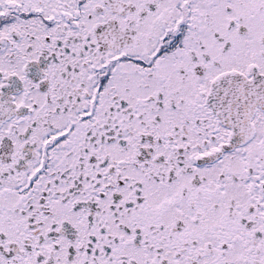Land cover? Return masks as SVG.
Here are the masks:
<instances>
[{"label": "snow or ice", "instance_id": "snow-or-ice-1", "mask_svg": "<svg viewBox=\"0 0 264 264\" xmlns=\"http://www.w3.org/2000/svg\"><path fill=\"white\" fill-rule=\"evenodd\" d=\"M0 264H264V0H0Z\"/></svg>", "mask_w": 264, "mask_h": 264}]
</instances>
